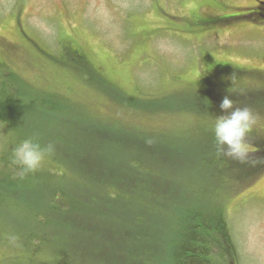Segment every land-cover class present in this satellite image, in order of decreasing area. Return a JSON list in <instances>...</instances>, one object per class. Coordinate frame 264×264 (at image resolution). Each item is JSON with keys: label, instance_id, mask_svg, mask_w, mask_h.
<instances>
[{"label": "rangeland", "instance_id": "1", "mask_svg": "<svg viewBox=\"0 0 264 264\" xmlns=\"http://www.w3.org/2000/svg\"><path fill=\"white\" fill-rule=\"evenodd\" d=\"M17 1L0 0V11L6 14L8 9L14 10L21 27L16 29V20L0 19V76L18 82L20 87L26 84L34 93L55 88L62 94L63 105L51 120L49 116L41 120L39 113L35 115L38 111L23 103L13 108L19 113L15 120L24 116L36 124V128H31V123L26 128L16 121L20 130L46 142L48 133L54 135L49 143L54 145V152L59 150V155L63 153L61 147L68 143L79 152L76 160L68 161L72 171L64 170L66 179L97 185L101 177L119 173L118 166H113L114 159L127 164L126 150L139 148L146 162L162 168L160 182L170 191L178 185L174 172L180 169L181 175L194 176L198 183L210 182L208 173L201 174L198 168L190 167L184 156L189 149L197 150L198 138L212 133V119L223 114L219 105L225 95H230L236 106H247L258 116L253 135L257 140L264 139V19L260 14L264 12V0ZM247 15L251 18L244 17ZM216 16L229 22H213ZM66 47L75 51L69 56L73 61L81 55L90 62L94 70L91 81L79 80L78 71L58 68L66 67L63 62L70 60L68 56L57 67L52 65L50 57L56 54L52 50L66 53ZM80 68L85 69L82 64ZM208 74L212 80L206 86L202 78ZM15 87L9 89L17 92ZM149 99L152 109L145 107ZM132 101L143 107L133 106ZM211 101H218L217 108ZM6 112L15 117L9 109ZM19 135V130L9 131L0 124V151ZM251 136H247V142L252 148ZM177 139L190 142L185 147L178 146ZM163 146H168L165 154L171 160L162 157ZM121 152L124 157H117ZM2 169L0 163V174ZM163 169L171 171L166 174ZM6 179L16 182L14 177ZM44 182L32 179V191L28 193H20L18 187L5 190L0 185V264L55 261L54 256L60 254L54 243L56 234L70 239L68 245L72 242L74 247L87 244L88 237H93V230L76 226L68 218L65 232L58 229V223L45 224L46 216L39 210L61 204L60 198L54 202L48 199L47 192H35L34 185L42 186ZM57 182L60 181H51ZM75 188H68L71 194ZM178 197L183 201L185 194L181 192ZM76 201L79 210L72 204L75 212L69 213L81 215L88 209V201L64 199V203ZM202 203L212 205L216 200ZM100 206L97 204L95 213L89 210L92 221L101 228L96 227L97 234L113 229L114 215ZM167 210L163 205L159 211L149 212L155 219L154 233L162 239L174 237L172 229L166 227ZM67 214H62L60 221ZM227 214L237 256L216 244L211 264H264V171L228 196ZM44 220L46 229L41 232L38 226ZM30 231H34L32 242H42L41 245H29ZM71 235L77 240H71ZM115 248L113 243L106 245L105 255L113 256ZM97 250H88V254ZM158 251L156 258L166 262ZM60 258L65 262L63 254ZM116 263L113 259L112 264Z\"/></svg>", "mask_w": 264, "mask_h": 264}, {"label": "trees", "instance_id": "2", "mask_svg": "<svg viewBox=\"0 0 264 264\" xmlns=\"http://www.w3.org/2000/svg\"><path fill=\"white\" fill-rule=\"evenodd\" d=\"M18 2L20 1L18 0L17 3ZM257 8L261 9L258 6ZM8 11L6 13L8 21L9 19H13L14 21L18 20L19 15L15 13L14 10L11 12L12 10L8 9ZM2 14H4V12L0 13V15ZM260 14L263 15L262 18L264 19V12L262 11ZM216 17H214L215 19H213V22H217L219 19L223 22H229V20H225L223 17ZM244 17L251 18L250 15ZM230 22L232 23L234 21L232 20ZM19 24L20 21H17L18 26H14L16 29L21 30ZM2 39L3 37L0 34V45L2 44ZM63 46L64 44L62 48ZM66 49V53L65 51L57 53L58 50H52L56 53L55 55L52 53L51 59L49 58L53 62L52 65L57 67L64 59H67L68 56L70 60L68 62H63V66L66 65V67L58 66V68H68L73 72L74 70L78 71V74H76L79 80L91 81L90 78L94 74V70L90 62L85 60V57L81 55H77L79 58L75 57V61H73L69 56L71 53H75V51L67 47ZM77 59L80 61L76 62ZM80 64L83 65L85 68L84 70L80 68ZM87 73H89L90 77L87 76ZM211 80L210 74L204 75L202 78V82L205 81L203 83L206 86L210 84ZM17 83L9 78H2L0 76V124L6 126L9 131L17 129L20 132L16 140L7 141L4 148L0 151V154L2 153L0 163L3 164V172L0 174V177H3V179L0 181V185H2V188L5 190L18 187L21 190L20 193H28L32 191V189H30L32 187V179L38 181V183L45 181L42 186L34 185V188H36L35 192L37 194L47 192V195H49L48 199L54 202L60 198L58 203L61 204V207H57L58 205H56L57 208L52 207L50 209L44 208L42 211L39 210L40 214L46 216V222L44 220L38 226L41 232L46 229L44 222L48 225L49 221L55 225L58 223V229H65L61 232L67 231L68 227L64 224L67 218L72 220L73 223H76V226L89 227L94 232L92 238L88 236L84 237H88L87 244H78L75 247L72 245V242L68 245L70 239H62L56 234L57 239L54 243L58 245L56 248L60 254L54 256L56 257L55 261L47 263L78 264L79 262V264H112V260L116 259V264H211L216 244H218L220 248H228L231 254L237 256L232 229L228 221L227 200L230 194L250 184L260 172L264 171V139L257 140L255 138L256 135H253V130L248 135H252L250 139L253 140L254 146L251 144L253 147H250L249 159L248 162L245 163H240L226 156L218 157L212 133H208V137L206 136V138H198L195 141L197 150H187L184 158L188 160L187 164L190 167L198 168L197 170H199L201 174H204V172L208 173L207 175L211 181H201L198 183L194 179V176L181 175L180 173L183 169H180L179 172H174L177 176L176 185L178 184L175 191H170L164 187V183L160 182L162 181L163 174L159 173V171H162V168L153 167V165L146 162V157L139 148L126 150V155L129 159L127 164L121 163L119 158L114 159L113 166H118L119 173L114 174L112 177H110V175L104 178L101 177L100 180L96 181L97 185L81 184L79 182L75 183L69 180V177L66 179L64 170L72 171L68 161L76 160V157L80 155L69 143L61 147L63 152L61 155H59V150L54 152L45 160L39 170L20 178L17 175L18 169L11 164L13 147L20 140L25 138L33 139L42 146L47 145L49 141L54 138V135L48 133V142H46L44 139L32 135L33 133L30 134V132L20 130L18 128L19 126L17 127V122L22 123L26 128L29 123L32 124L29 125L31 128H36V124L31 121L29 122L24 116L15 120L17 116L19 117V113L17 110L14 112L15 109L13 107L23 103L24 106L33 108L34 112L38 111L35 115L39 113L41 120L45 116H49L51 120L54 113L59 111L57 110L59 105H63V103H60L62 94L59 90L54 91L55 88L47 90L46 92L40 91L34 93L28 85L21 83L20 87L19 83L16 85ZM10 87H15L18 91L13 92L9 89ZM150 102L151 99H149L145 107L151 108ZM211 102L217 108L216 104H218V101ZM132 104L135 107H143L136 101H132ZM8 109L11 113H15V117L6 114ZM212 120L214 122V119ZM14 125L17 128H13ZM26 128L24 127V129ZM262 136L264 138V134H262ZM50 138L52 139L49 140ZM175 142L178 146H184L186 143L190 142V140L177 139ZM206 144L207 148H205ZM162 151V157L164 159L168 158L169 156L165 154L168 152V146H163ZM116 156L124 157V152ZM168 160H171V156ZM108 168L110 171L112 170V167L108 166ZM177 169L179 168L177 167ZM163 170L166 174L168 171H171L170 169ZM4 172L7 173L5 177L3 175ZM46 174L49 175V178L45 176ZM10 177L16 178V182L6 179ZM52 180L60 182L52 184ZM50 188L52 189L50 190ZM68 188H75L76 190L71 194ZM182 189L183 191H181ZM181 192L185 194L183 201L182 198L178 197ZM69 197L88 201V211L86 210L81 215L69 213L75 212L72 204L75 210H79L78 201L64 203V199ZM210 199L216 200V203L212 205L202 203L208 202ZM97 204L101 205L102 211L110 210L114 215L113 229L109 231H100L98 234L96 233L98 224L92 221L91 214L89 213V210L92 213L96 212ZM163 205L166 210L167 208H173L167 210L169 218L167 217L166 220V227L171 228L174 233L173 238L164 237L162 239L154 233L156 231L155 219L152 214L149 215V212L159 211ZM39 212L35 209L36 214ZM64 213L68 214L60 221L59 218ZM100 214L103 215V212H100ZM162 214H164V212H162ZM48 215L51 218H48ZM164 219L165 218H163V221ZM100 223L99 226L103 227ZM100 229L101 228H98L97 230ZM33 232L34 231H30L29 240L31 242L29 245H41L42 242H32L31 235ZM68 234L71 233L68 232ZM71 237V240H77L75 236L71 235ZM109 243H113L116 246L113 250L115 252L113 256H107L104 253V248ZM95 249H98L97 253L88 254V250L95 251ZM156 251L162 253L166 258V262L164 260L159 261L156 258ZM62 254L65 257V262L61 261L60 257Z\"/></svg>", "mask_w": 264, "mask_h": 264}, {"label": "clouds", "instance_id": "3", "mask_svg": "<svg viewBox=\"0 0 264 264\" xmlns=\"http://www.w3.org/2000/svg\"><path fill=\"white\" fill-rule=\"evenodd\" d=\"M223 114L216 115L211 131L217 156H226L240 163L248 162L250 145L248 134L258 124V116L247 107L235 105L230 95H225L219 105ZM54 153V145H41L30 138L20 140L12 149L11 164L18 169L20 178L35 173Z\"/></svg>", "mask_w": 264, "mask_h": 264}, {"label": "flooded vegetation", "instance_id": "4", "mask_svg": "<svg viewBox=\"0 0 264 264\" xmlns=\"http://www.w3.org/2000/svg\"><path fill=\"white\" fill-rule=\"evenodd\" d=\"M0 13H2V12L0 11ZM0 19H2L3 21H5V19H7V14L0 15ZM16 21H18V20H16Z\"/></svg>", "mask_w": 264, "mask_h": 264}]
</instances>
